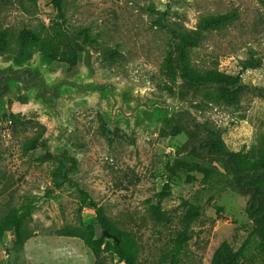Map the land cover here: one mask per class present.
Returning a JSON list of instances; mask_svg holds the SVG:
<instances>
[{
  "label": "rangeland",
  "instance_id": "1",
  "mask_svg": "<svg viewBox=\"0 0 264 264\" xmlns=\"http://www.w3.org/2000/svg\"><path fill=\"white\" fill-rule=\"evenodd\" d=\"M63 3L75 65L55 59L41 42L21 56L0 53V75L29 67L27 82L46 84L26 87L21 78H8L0 98V224L12 210L34 207L24 223L30 237L21 252L8 251L13 236L0 234V264H97L81 237L62 234L67 227L94 224L100 236L95 208L82 201L76 185L55 183L57 160L41 163L24 150L39 132L54 156L76 157L69 175L135 238L138 264H169L165 254L188 203L200 205L202 213L179 264H211L223 242L238 248L254 225L247 207L259 199L255 172L218 155L207 128L218 131L230 151L250 157L258 147L264 132V0ZM152 8L168 11L167 27L155 21ZM215 15H229L230 21L201 29L202 20ZM55 18L52 0H7L2 27L49 25ZM171 29L199 39L191 50L193 67L220 71L222 87L236 89L239 84L231 83L239 78L247 86L243 94L228 102L209 87L184 83L178 71L174 81L169 78ZM64 164L72 169L65 158ZM166 183L170 193L161 209L170 219L159 220L153 210ZM101 258L103 264H124L109 251Z\"/></svg>",
  "mask_w": 264,
  "mask_h": 264
},
{
  "label": "trees",
  "instance_id": "2",
  "mask_svg": "<svg viewBox=\"0 0 264 264\" xmlns=\"http://www.w3.org/2000/svg\"><path fill=\"white\" fill-rule=\"evenodd\" d=\"M5 1L7 0H0V53L21 56L23 51L32 43L41 42L48 46L55 59L70 65L76 64L77 54L75 45L70 39L68 29L64 28L65 10L63 0H52L56 8V18L52 19L49 25L39 23L34 27L25 25L19 29L2 27ZM151 10L156 15L155 21L161 27H167L165 20L168 11L161 12L155 8ZM229 18V15L211 16L203 19L200 27L204 30L220 28L230 21ZM171 32L174 35L175 41L171 44L170 51L165 59L169 78L174 81L178 71L184 83L191 87H209L211 88L209 93H212L215 98H221L228 102L238 99L243 94L247 86L244 83L241 84L239 78H235L234 83L233 81L231 83L233 86L239 84L236 89L222 87L224 84L222 81L223 74L220 71L216 69L200 70L192 66L191 50L192 47L198 44V38L182 36L176 29H171ZM83 34L86 38L90 36L88 30L83 31ZM174 52L178 53L177 57L173 56ZM243 66L251 67L255 65L252 62L243 61ZM256 66H260L259 63ZM8 71L13 72L6 70V72ZM207 129L216 138L213 145L218 155L230 158L236 162L239 165L237 168L243 172H255L253 186L259 198L258 201H251L247 207V212L254 223L251 233L238 248H233L228 242H223L214 252L211 264H264V132L259 138L258 147L252 152V156L248 157L247 154L241 151H230L218 131H214L209 127ZM24 150L27 153L33 152V158L41 163L57 160L59 164L57 167L58 173L55 174V183L58 186L66 183L76 185L82 195V201H89L95 208L96 222L102 229L100 236H97L96 226L94 224H88L82 228L67 227L62 229V234L81 237L96 257L97 264H103L101 257L102 253L106 251L116 255L118 261L121 263L138 264L139 245L135 238L130 232L116 226L107 215L104 207L97 205L90 197L89 192L82 188L69 175V172L76 169V157L70 153H64L60 157L54 156L44 144V135L42 132L37 133L34 137L27 140L24 144ZM64 158L69 160L73 165L71 170L66 169ZM186 165L194 170L205 171V167L198 163H187ZM169 193L170 184L166 183L164 189L157 194L158 202L154 205L153 214L159 220L170 219L167 212L161 209L162 200ZM33 209L32 203L27 204L23 209H14L0 224L1 235L10 234L13 236L11 239L12 245L8 251L15 250L16 252H21L23 250L25 242L30 237V233L24 227V223L32 214ZM201 213L202 207L200 205L187 204L186 210L180 218L181 226L177 229L172 239V246L165 254L169 264L180 263V255L184 251L191 236V227ZM105 231L109 233L113 241L107 239Z\"/></svg>",
  "mask_w": 264,
  "mask_h": 264
},
{
  "label": "water",
  "instance_id": "3",
  "mask_svg": "<svg viewBox=\"0 0 264 264\" xmlns=\"http://www.w3.org/2000/svg\"><path fill=\"white\" fill-rule=\"evenodd\" d=\"M33 76L32 71L30 68L25 67L22 70L18 71V72H6L4 74L0 75V98H2L4 96L5 93H7L9 87L8 84L5 82L6 79L8 78H21L24 82V86L29 87L32 86L34 84L40 83L42 85H46L42 80H35L32 81L31 83H28V79H31ZM105 235H109V233L107 231H105Z\"/></svg>",
  "mask_w": 264,
  "mask_h": 264
}]
</instances>
